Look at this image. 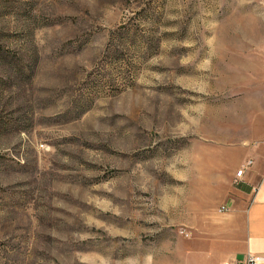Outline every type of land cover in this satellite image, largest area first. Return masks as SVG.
<instances>
[{"label": "rangeland", "instance_id": "obj_1", "mask_svg": "<svg viewBox=\"0 0 264 264\" xmlns=\"http://www.w3.org/2000/svg\"><path fill=\"white\" fill-rule=\"evenodd\" d=\"M252 141L264 0H0V264H219Z\"/></svg>", "mask_w": 264, "mask_h": 264}, {"label": "crops", "instance_id": "obj_2", "mask_svg": "<svg viewBox=\"0 0 264 264\" xmlns=\"http://www.w3.org/2000/svg\"><path fill=\"white\" fill-rule=\"evenodd\" d=\"M245 146L243 151L249 157L242 159L244 164L234 180L249 160L254 164L239 184L234 182L238 187H232L219 210L223 224L212 227V242L203 244L214 248L209 256L218 257L219 264L241 262L249 254L264 255V145L252 141ZM222 208L227 210L222 212Z\"/></svg>", "mask_w": 264, "mask_h": 264}, {"label": "built area", "instance_id": "obj_3", "mask_svg": "<svg viewBox=\"0 0 264 264\" xmlns=\"http://www.w3.org/2000/svg\"><path fill=\"white\" fill-rule=\"evenodd\" d=\"M254 162L253 160H249L236 174V178L234 180V182L236 184H239L246 171L249 170L252 166H253ZM227 208H222V212L226 211ZM260 263H264V255H253V254H249L243 261L241 262H235L233 264H260Z\"/></svg>", "mask_w": 264, "mask_h": 264}]
</instances>
